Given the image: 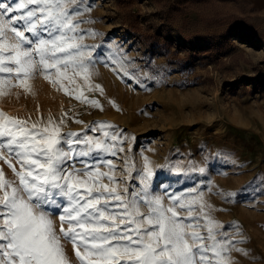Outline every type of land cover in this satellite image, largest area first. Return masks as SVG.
Instances as JSON below:
<instances>
[{"label": "rangeland", "instance_id": "rangeland-1", "mask_svg": "<svg viewBox=\"0 0 264 264\" xmlns=\"http://www.w3.org/2000/svg\"><path fill=\"white\" fill-rule=\"evenodd\" d=\"M84 2L91 8L82 18L94 23L81 28L96 33L84 42L99 51L101 44L114 52L119 46L143 86L125 82L101 57L72 94L39 71L26 78L27 89L3 87L0 111L29 124L66 116L63 133L103 139L111 129H88L103 123L122 130L125 151L113 158L117 179L130 157L135 168L147 162L156 194L203 189L193 207L204 206L217 231L231 225L232 264H264V0ZM0 168L15 178L3 160ZM62 245L68 264H80L75 251L81 248L71 240Z\"/></svg>", "mask_w": 264, "mask_h": 264}, {"label": "snow or ice", "instance_id": "snow-or-ice-1", "mask_svg": "<svg viewBox=\"0 0 264 264\" xmlns=\"http://www.w3.org/2000/svg\"><path fill=\"white\" fill-rule=\"evenodd\" d=\"M86 8L91 4L84 0H0V89H27L26 78L39 71L72 94L101 57L125 82L143 86L140 70L128 67L135 62L124 59L119 46L114 52L101 44L99 51L84 42L96 35L81 28L94 23L82 18ZM75 99L98 105L82 95ZM69 119L50 115L29 124L0 111V160L15 177L0 168V264H68L62 240L81 248L75 251L80 264H232L231 225L217 231L204 206L193 207L203 189L156 194L147 162L135 168L130 157L117 179L113 158L125 151L123 131L102 123L88 131L111 129L103 139L63 133Z\"/></svg>", "mask_w": 264, "mask_h": 264}, {"label": "bare ground", "instance_id": "bare-ground-1", "mask_svg": "<svg viewBox=\"0 0 264 264\" xmlns=\"http://www.w3.org/2000/svg\"><path fill=\"white\" fill-rule=\"evenodd\" d=\"M14 111V110H13Z\"/></svg>", "mask_w": 264, "mask_h": 264}]
</instances>
